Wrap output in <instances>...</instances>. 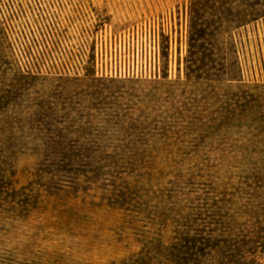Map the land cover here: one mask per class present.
Instances as JSON below:
<instances>
[{
	"label": "rangeland",
	"instance_id": "374dc122",
	"mask_svg": "<svg viewBox=\"0 0 264 264\" xmlns=\"http://www.w3.org/2000/svg\"><path fill=\"white\" fill-rule=\"evenodd\" d=\"M232 245L264 264V0H0V264Z\"/></svg>",
	"mask_w": 264,
	"mask_h": 264
},
{
	"label": "trees",
	"instance_id": "16d2710c",
	"mask_svg": "<svg viewBox=\"0 0 264 264\" xmlns=\"http://www.w3.org/2000/svg\"><path fill=\"white\" fill-rule=\"evenodd\" d=\"M58 155H60L61 157H63L64 159V164L68 163L66 167H72L73 166V158L77 157V158H82L80 157V155L84 156V154L82 153V151H69V152H60L57 153ZM85 158V157H84ZM81 162H83V160H80ZM224 243V242H223ZM233 246V247H232ZM229 247H226L225 253L222 254L223 259L218 261L217 263L219 264H259V262H257L255 259H250L248 260L246 257L247 256H255V254L257 253L256 250L257 247H255L254 245H243L242 247H237L236 245H232ZM217 249L219 248L218 246H215ZM211 250H215L214 247L210 246L209 247ZM264 245H262V247H260V249H263ZM222 253V252H221ZM196 255V254H194ZM201 256V255H200ZM210 257V254H206V255H202ZM190 261V260H188ZM213 261L214 260L213 258Z\"/></svg>",
	"mask_w": 264,
	"mask_h": 264
}]
</instances>
